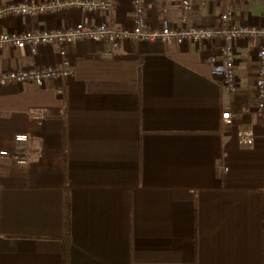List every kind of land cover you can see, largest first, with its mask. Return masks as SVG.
I'll return each instance as SVG.
<instances>
[{
    "label": "crops",
    "instance_id": "0c3cea01",
    "mask_svg": "<svg viewBox=\"0 0 264 264\" xmlns=\"http://www.w3.org/2000/svg\"><path fill=\"white\" fill-rule=\"evenodd\" d=\"M11 1L22 0L0 5ZM141 1L150 29L161 10L183 24L179 0ZM190 1L189 24L218 28L228 10L235 25L264 27V0ZM133 15L132 0L93 14L69 6L1 16L0 33L126 27ZM224 43L0 47V73L72 70L0 86V153L27 156L0 154V264H264V117L253 110L261 39L230 42L231 90L208 62ZM240 130L250 145L238 144Z\"/></svg>",
    "mask_w": 264,
    "mask_h": 264
},
{
    "label": "built area",
    "instance_id": "2783aa9c",
    "mask_svg": "<svg viewBox=\"0 0 264 264\" xmlns=\"http://www.w3.org/2000/svg\"><path fill=\"white\" fill-rule=\"evenodd\" d=\"M116 0H22L11 1L0 5V17L6 15H31L42 12L58 11L69 6H78L86 12L93 14L100 11H111ZM211 1V0H210ZM181 9V26H173L164 16V10L160 11L161 21L158 27L150 29L147 26L144 6L141 0H132L134 15L130 26L113 27L111 20L99 21L96 24H89L84 21L78 22L74 26L63 29H43L37 31L24 32H1L0 47L17 46L28 47L35 53L41 44H54L64 46L83 39L94 41H104L111 48H116L122 40L135 41H162L183 43L191 41L201 43L211 40L215 36H222L224 45L220 50V55L210 56L208 62L211 64L212 75L219 79L225 88L231 90L235 86L234 58L230 42L245 37H258L261 44L256 50L257 57V77L255 80L256 100L253 110L257 116L264 117V27L235 25L230 20L231 12L225 11L221 14V25L218 28L204 27L189 24L192 4L190 0H179ZM72 75V70L67 67L58 68L46 66L24 70H8L0 73V86L10 81L23 82L34 81L41 85L48 78H65ZM62 88L59 89V92ZM221 119L225 124L233 121V115L229 111L221 112ZM28 135L24 132L17 133V142H26ZM253 141L250 130H240L237 142L240 145H250ZM2 156L9 157L13 162L25 164L27 156L24 152H10L3 150Z\"/></svg>",
    "mask_w": 264,
    "mask_h": 264
}]
</instances>
